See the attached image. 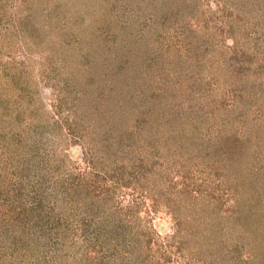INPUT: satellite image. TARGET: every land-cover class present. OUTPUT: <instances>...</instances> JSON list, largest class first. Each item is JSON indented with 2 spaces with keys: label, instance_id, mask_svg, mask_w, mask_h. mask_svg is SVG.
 <instances>
[{
  "label": "rangeland",
  "instance_id": "rangeland-1",
  "mask_svg": "<svg viewBox=\"0 0 264 264\" xmlns=\"http://www.w3.org/2000/svg\"><path fill=\"white\" fill-rule=\"evenodd\" d=\"M0 264H264V0H0Z\"/></svg>",
  "mask_w": 264,
  "mask_h": 264
},
{
  "label": "trees",
  "instance_id": "trees-1",
  "mask_svg": "<svg viewBox=\"0 0 264 264\" xmlns=\"http://www.w3.org/2000/svg\"><path fill=\"white\" fill-rule=\"evenodd\" d=\"M98 209H100V208H98ZM113 216V215H112ZM230 216H233L232 215V213L231 214H228V216H225L227 219H231V217ZM114 217V216H113ZM188 220V218L185 216L184 217V221L186 222Z\"/></svg>",
  "mask_w": 264,
  "mask_h": 264
}]
</instances>
